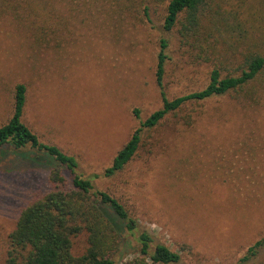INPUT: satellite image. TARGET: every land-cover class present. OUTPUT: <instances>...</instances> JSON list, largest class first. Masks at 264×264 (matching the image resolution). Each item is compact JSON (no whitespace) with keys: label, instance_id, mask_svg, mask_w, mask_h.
<instances>
[{"label":"rangeland","instance_id":"rangeland-1","mask_svg":"<svg viewBox=\"0 0 264 264\" xmlns=\"http://www.w3.org/2000/svg\"><path fill=\"white\" fill-rule=\"evenodd\" d=\"M158 11L145 25L116 27L102 15L74 23L60 47L35 45L0 16V126L12 114L14 87L25 84L23 121L43 142L75 157L80 175H96L94 189L117 198L155 244L180 255L178 264H237L264 236L263 86L253 100L226 95L184 106L122 172L103 176L138 123L162 106L156 83L162 38H169L166 98L206 82L208 69L163 33ZM197 114L187 125L186 117ZM32 158L9 149L0 159V264L20 212L51 190L52 166ZM85 249V236L76 237L72 253ZM134 257L126 240L119 264Z\"/></svg>","mask_w":264,"mask_h":264},{"label":"trees","instance_id":"trees-1","mask_svg":"<svg viewBox=\"0 0 264 264\" xmlns=\"http://www.w3.org/2000/svg\"><path fill=\"white\" fill-rule=\"evenodd\" d=\"M162 10L161 30L175 37L192 61L208 69L205 84L168 100L162 89L165 51L169 38L160 40L156 83L162 106L132 132L117 151L103 176L120 173L169 115L178 117L189 104L233 95L253 100L264 87V0H0V16L11 18L37 46L60 47L69 28L102 15L121 26L145 25ZM27 87L13 90L12 114L0 126V159L13 150L47 166L51 190L28 204L7 237L2 264H119L126 240L134 259L125 264H178L180 255L155 244L141 230L129 210L114 196L94 189L97 176L78 173L75 157L43 142L23 121ZM137 115V111H135ZM197 115L186 117L191 125ZM43 165V166H44ZM68 175V176H67ZM84 235L86 249L72 253L73 240ZM129 238V239H128ZM237 264H264V236L247 248Z\"/></svg>","mask_w":264,"mask_h":264}]
</instances>
